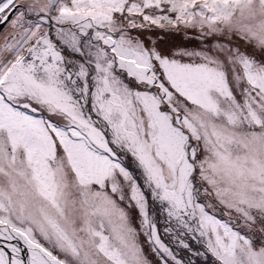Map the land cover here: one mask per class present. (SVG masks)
Segmentation results:
<instances>
[{
  "label": "snow or ice",
  "instance_id": "obj_1",
  "mask_svg": "<svg viewBox=\"0 0 264 264\" xmlns=\"http://www.w3.org/2000/svg\"><path fill=\"white\" fill-rule=\"evenodd\" d=\"M0 264H264V0H0Z\"/></svg>",
  "mask_w": 264,
  "mask_h": 264
}]
</instances>
